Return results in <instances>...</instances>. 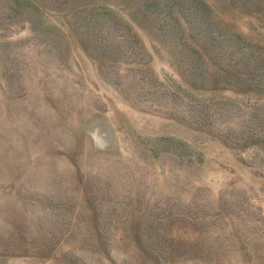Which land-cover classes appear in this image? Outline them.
Returning <instances> with one entry per match:
<instances>
[{
	"label": "rangeland",
	"instance_id": "obj_1",
	"mask_svg": "<svg viewBox=\"0 0 264 264\" xmlns=\"http://www.w3.org/2000/svg\"><path fill=\"white\" fill-rule=\"evenodd\" d=\"M0 264H264V0H0Z\"/></svg>",
	"mask_w": 264,
	"mask_h": 264
}]
</instances>
